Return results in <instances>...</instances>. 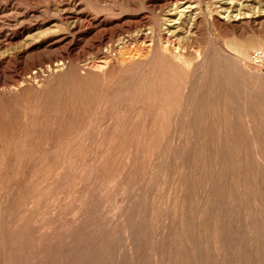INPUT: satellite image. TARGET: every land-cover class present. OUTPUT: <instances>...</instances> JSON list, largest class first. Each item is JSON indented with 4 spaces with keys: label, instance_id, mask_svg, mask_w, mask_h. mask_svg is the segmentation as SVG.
Listing matches in <instances>:
<instances>
[{
    "label": "rangeland",
    "instance_id": "rangeland-1",
    "mask_svg": "<svg viewBox=\"0 0 264 264\" xmlns=\"http://www.w3.org/2000/svg\"><path fill=\"white\" fill-rule=\"evenodd\" d=\"M146 1L0 0V264H264V0H238L241 22L196 0L193 61L87 70L96 38L79 35L50 71L63 44L41 40L76 5L144 15L158 44L165 1Z\"/></svg>",
    "mask_w": 264,
    "mask_h": 264
},
{
    "label": "bare ground",
    "instance_id": "bare-ground-1",
    "mask_svg": "<svg viewBox=\"0 0 264 264\" xmlns=\"http://www.w3.org/2000/svg\"><path fill=\"white\" fill-rule=\"evenodd\" d=\"M164 1L165 5L160 6L162 7L161 12H163L160 14L164 16V22L159 33L158 44L155 43L153 37L154 30L151 27L147 28L146 24L145 29H143L144 27L139 29L140 26L145 24V18H143L144 15L143 17L138 16L131 21L128 19L129 17L124 16L117 21L118 24L115 26L114 21L108 19L109 17L106 18L98 15H92L90 14L91 12L87 13L80 10L76 5L74 11L72 12V19H74L73 26L71 27L70 25L68 30L64 33L59 31H52L41 40L42 43L53 41L54 45L57 46L63 44V46H61V48L63 49V59L61 60V62L56 61V63L53 64L52 70L50 69V71H63L68 67V60L71 59L72 61V58L70 56L76 48L75 40L79 35L90 37L94 36L96 38V44L94 46H96L97 48V55L99 56L97 58H99V60H97V63L94 60V63L96 64H92L91 67H87V70L92 69L95 71L105 72L116 64L125 65L136 62L147 63L152 55L157 51H160L163 54L169 55L175 59H186L188 61H193L194 58L186 55L187 52L185 51V46L183 44L185 39L193 38L197 34V24H199L198 22L200 21L201 14L199 5L196 4V0H148L146 1V3L148 2L149 4H151L150 6H153ZM237 1L238 0H214L211 12L212 18L218 22H220L221 20L226 22H241L242 19L248 16V14L238 7ZM81 22H84V25H81ZM55 24H53L52 26L54 27ZM83 26H85V29H83ZM132 28H137V31L135 33L129 34ZM126 32L128 33L127 35H125ZM38 33H40V31ZM36 34L37 33H35V35ZM116 36L119 37H117V40L115 39ZM36 39L30 40L29 38L30 41L28 40V44L25 47L23 45V49L20 50V52L16 53H18V55H24L39 48L41 46V43H39V41H37ZM92 39L94 38L92 37ZM159 44L160 47L157 46ZM103 46L104 48L107 47V49H104ZM59 48L60 47H58V49ZM1 64L2 62L0 61V66ZM88 65L90 66V64ZM38 76V72H35L34 77Z\"/></svg>",
    "mask_w": 264,
    "mask_h": 264
},
{
    "label": "built area",
    "instance_id": "built-area-1",
    "mask_svg": "<svg viewBox=\"0 0 264 264\" xmlns=\"http://www.w3.org/2000/svg\"><path fill=\"white\" fill-rule=\"evenodd\" d=\"M250 63L256 68L264 70V48L252 52L250 55Z\"/></svg>",
    "mask_w": 264,
    "mask_h": 264
}]
</instances>
